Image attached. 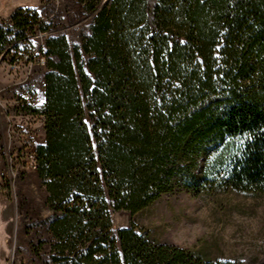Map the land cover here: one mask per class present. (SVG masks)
I'll list each match as a JSON object with an SVG mask.
<instances>
[{"label": "trees", "instance_id": "16d2710c", "mask_svg": "<svg viewBox=\"0 0 264 264\" xmlns=\"http://www.w3.org/2000/svg\"><path fill=\"white\" fill-rule=\"evenodd\" d=\"M61 1L71 25L88 21L74 44L56 16H43L49 2L0 25V54L35 26L51 33L36 146L51 215L31 223L19 207L26 234L46 227L32 255L45 264H240L132 223L115 228L113 216L177 191L264 193V0Z\"/></svg>", "mask_w": 264, "mask_h": 264}, {"label": "rangeland", "instance_id": "374dc122", "mask_svg": "<svg viewBox=\"0 0 264 264\" xmlns=\"http://www.w3.org/2000/svg\"><path fill=\"white\" fill-rule=\"evenodd\" d=\"M5 6L17 4L33 7L39 0H0ZM51 4L45 19L55 18L58 32L66 35L70 44L78 41V36L86 30L88 21L73 25L64 11L61 0H42ZM2 3V2H1ZM42 19L43 16L39 15ZM2 20L0 25L8 23ZM27 32V38L18 42V49L12 51L20 55L32 52L41 45L34 30ZM15 45V44H14ZM45 52V48H42ZM36 63L37 60L32 61ZM24 69V68H21ZM25 71H13L6 62L0 61V87H6L2 100L5 103L0 115V264H45L46 257L32 255L30 243L47 237L46 227H37L26 234L19 207L23 206L31 223L46 219L51 215L46 203V192L36 175V170L26 168V155L14 153V147L22 144V132L15 131L11 146L8 145V127L31 125L36 127L34 145L44 143V132L37 127L38 122L25 119L13 112L9 105L12 92L7 86L21 81ZM47 69L33 67L31 82L36 89L43 87ZM12 135V134H11ZM10 147V149L4 147ZM30 222V221H29ZM114 227L130 223L147 232L153 239L169 242L201 255L217 260H231L240 264H264V193L258 191H236L232 189H212L200 193L177 191L164 195L149 207L135 215L116 213Z\"/></svg>", "mask_w": 264, "mask_h": 264}, {"label": "built area", "instance_id": "2783aa9c", "mask_svg": "<svg viewBox=\"0 0 264 264\" xmlns=\"http://www.w3.org/2000/svg\"><path fill=\"white\" fill-rule=\"evenodd\" d=\"M34 33L41 41V45L38 46L37 49H33L32 52L20 55L19 53L12 51V48L8 47L0 54V61L6 62L13 71L23 73V70H26L24 79L7 86L13 93L9 105L17 115L30 121L34 120L38 122L39 125L37 127L41 128V131L44 132V116L40 113L45 103L44 88L42 87L41 90L36 89L31 80L34 66H41L42 68L46 67V56L42 48H45V41L51 36V33L41 32L38 28L34 30ZM34 59L37 60L36 63L32 62ZM5 90L6 87H0V115L4 113L2 109H4L5 103L2 100V96ZM34 110L38 112L35 113L33 112ZM8 122V145L11 146L15 131L22 132V144H19L17 147H15V144L13 145L14 153L25 154L26 168L36 170V146L34 145V139L37 134V131H35L36 127L26 125L22 126L21 129L16 125V127L13 128L12 126L14 123L9 119ZM9 146L6 147L5 145L4 150L6 148L10 149Z\"/></svg>", "mask_w": 264, "mask_h": 264}, {"label": "crops", "instance_id": "0c3cea01", "mask_svg": "<svg viewBox=\"0 0 264 264\" xmlns=\"http://www.w3.org/2000/svg\"><path fill=\"white\" fill-rule=\"evenodd\" d=\"M41 1L42 0H39L38 5L33 7H21L18 6L17 4H10L9 6H5L3 1H1L2 3L0 2V22L2 20H9L12 13L18 8L38 9L41 6Z\"/></svg>", "mask_w": 264, "mask_h": 264}]
</instances>
